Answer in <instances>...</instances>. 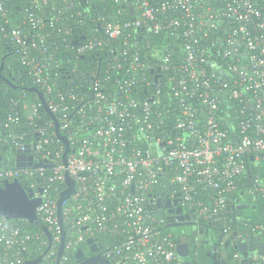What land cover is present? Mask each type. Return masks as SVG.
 Segmentation results:
<instances>
[{
	"label": "built area",
	"instance_id": "2783aa9c",
	"mask_svg": "<svg viewBox=\"0 0 264 264\" xmlns=\"http://www.w3.org/2000/svg\"><path fill=\"white\" fill-rule=\"evenodd\" d=\"M4 56L20 89L0 109V188L42 200V264L67 176L60 264L89 238L113 264H185L162 214L179 207L224 232L228 264H243L229 243L264 241V218L240 230L233 210L241 191L264 199V0H0ZM22 220L0 218V264L49 246Z\"/></svg>",
	"mask_w": 264,
	"mask_h": 264
},
{
	"label": "water",
	"instance_id": "95a60500",
	"mask_svg": "<svg viewBox=\"0 0 264 264\" xmlns=\"http://www.w3.org/2000/svg\"><path fill=\"white\" fill-rule=\"evenodd\" d=\"M78 39H75V43H78ZM4 60L0 67V78L3 79L8 85L12 86L15 89H20V86L14 84L12 80L8 79L3 73L2 70L4 68ZM26 90L29 92H34L38 94L40 100L43 102L46 109H48V105L45 101V97L43 93L37 89L36 87H26ZM51 116L54 117V114L51 113ZM63 139L67 140V138L61 135ZM68 149L65 153V158L67 156ZM23 155H18V159H23ZM3 160V156L0 155V161ZM19 166L24 165L21 161L18 162ZM247 171H245L246 173ZM67 183L69 184V188L64 190L58 201V211L60 217V223L62 227V242L58 251L57 261L54 264H60L61 258L65 249V231L63 229V219H62V202L71 197L75 191L76 186L74 181L67 176ZM42 190V189H41ZM244 191L240 192V195L243 194ZM239 195V196H240ZM42 200L40 198L33 197V190L30 188H26L20 183L18 180H14L12 182L5 180L4 186L0 188V218L5 217L6 219H24L33 225H41V221L37 215V207L41 204ZM167 206L170 205L168 201ZM243 208L240 205L239 198L236 201V205L234 207L235 210ZM169 212L182 213L183 208L179 207L177 210L169 209ZM186 221L176 223L179 225H193L196 228L199 226L202 227L200 233H206L208 237L211 238V242L209 243L211 249L205 253V256L208 260L204 261L202 258H199L197 253L192 251V245L189 241L178 240L177 241V253L178 255L184 259L185 261H189V264H227L226 260L220 257V254L216 251V248L220 246L224 238V232L220 231L217 226L208 223H202L199 221V217L197 213H185L182 215ZM234 221H237L236 213H234ZM170 225V224H169ZM173 225V224H171ZM42 229L45 235L48 237L49 246L45 249L44 254H40L36 258L27 259L26 264H42L44 261V255L49 251L50 245L53 241V233L49 230L48 226L42 224ZM236 235V233L234 234ZM87 243L90 244V249L93 252H96L98 246L94 244L93 239L89 238ZM193 247H196L194 245ZM234 247L240 251L241 256L243 258V264H249L247 259L249 253L258 252L264 254V241L262 233H258L256 236L251 237L247 241L239 242L234 245ZM74 259L77 261V264H113L109 259L102 257L100 254H95L90 257H87L84 249L82 247L78 248Z\"/></svg>",
	"mask_w": 264,
	"mask_h": 264
},
{
	"label": "flooded vegetation",
	"instance_id": "af4514ba",
	"mask_svg": "<svg viewBox=\"0 0 264 264\" xmlns=\"http://www.w3.org/2000/svg\"><path fill=\"white\" fill-rule=\"evenodd\" d=\"M240 205L243 208L235 210L234 207L236 203L233 204L234 213H236L237 221L240 222L238 224V228L240 230L247 231L249 229V223L252 221L250 218L251 215H257L260 218H264V199L257 196V195H249L247 192L244 191L239 197ZM237 198V199H238ZM237 201V200H236ZM162 214L167 218V229L170 230L177 238V240H185L189 241L192 245V251L198 254V252L206 253L208 250L211 249L209 243L211 242V238L206 235V233H200L202 224L199 228H196L193 225H179L176 223L185 222L186 219L183 218L182 215H185L184 212L182 213H171L167 211H162ZM170 224V225H169ZM173 224V225H171ZM196 245V247H193ZM84 252L87 257L95 255L96 252H93L91 249H88L86 246H82ZM220 249V246L216 248V251ZM228 264V258L225 259ZM71 264H77L75 259L70 261Z\"/></svg>",
	"mask_w": 264,
	"mask_h": 264
},
{
	"label": "trees",
	"instance_id": "16d2710c",
	"mask_svg": "<svg viewBox=\"0 0 264 264\" xmlns=\"http://www.w3.org/2000/svg\"><path fill=\"white\" fill-rule=\"evenodd\" d=\"M6 65H7V62H6ZM0 66H1V63H0ZM2 73L5 76L10 77L11 79L12 78L15 79L14 78L15 76L17 77V80L19 79V74L16 75V74L13 73V75H12L11 71L8 69L7 66H6V68H4L2 70ZM22 80L25 82V84H27V85L29 84L28 80L25 79V77ZM18 93H19V90H17L15 88H13L12 86L8 85L3 79L0 78V109L3 108V107L4 108L6 107L7 99H9L10 97H12L13 95H16ZM28 95H29L30 98L36 97L35 94H33L32 92H29V91H28ZM9 154H13V150L12 149L9 151ZM250 218L252 219V221L250 223H253V222L261 219L259 216L255 215V214L251 215ZM21 224L24 226V229L26 231L34 232V231L42 230V232H43L42 224L41 225H33V224L29 223L26 220H22ZM227 250L229 252H231L232 250H235V247L231 246L230 243H229L227 245ZM40 254H41V252L37 248L35 242H31L30 243V249L27 252L24 253V256H25L26 259H32V258L38 257ZM197 256L199 258H202L204 261L208 260V258L205 256V253H203V252H198ZM73 259H74V257H72L71 260H73ZM185 264H189V261H186Z\"/></svg>",
	"mask_w": 264,
	"mask_h": 264
}]
</instances>
